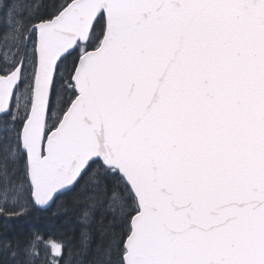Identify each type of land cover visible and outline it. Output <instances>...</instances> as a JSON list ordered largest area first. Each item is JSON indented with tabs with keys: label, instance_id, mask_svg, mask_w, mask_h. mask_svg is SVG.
<instances>
[{
	"label": "snow or ice",
	"instance_id": "6c2138e0",
	"mask_svg": "<svg viewBox=\"0 0 264 264\" xmlns=\"http://www.w3.org/2000/svg\"><path fill=\"white\" fill-rule=\"evenodd\" d=\"M0 264H264V0H0Z\"/></svg>",
	"mask_w": 264,
	"mask_h": 264
}]
</instances>
